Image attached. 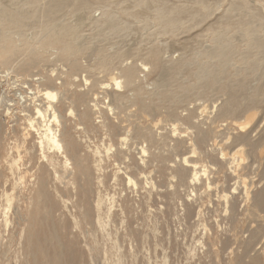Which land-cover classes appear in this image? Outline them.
<instances>
[{
	"label": "bare ground",
	"instance_id": "bare-ground-1",
	"mask_svg": "<svg viewBox=\"0 0 264 264\" xmlns=\"http://www.w3.org/2000/svg\"><path fill=\"white\" fill-rule=\"evenodd\" d=\"M70 1L75 4L74 7ZM97 1L104 2L105 8L102 19L92 22V25L97 28L92 34L81 33L78 29L70 33V30L65 27L57 29L61 24L56 21V16L66 7L75 9L76 23L80 27L88 11V5L82 0H50L47 3L40 0L42 4L37 0L31 1L15 10L18 17H15L13 13L9 14L7 10L0 7V66L11 67V69L18 66V69L27 60H30L32 64L38 62V56L32 58L28 47H22L27 38V35L24 34L26 30L30 33L32 42L62 43L65 57L71 61L68 74L71 80L68 84L74 86V89L70 91L69 98H66L64 95L67 89L59 90V87L65 84L64 81L53 83L49 80L41 88L36 87L35 91L27 82H23L16 85L17 92L13 95V99L0 98V116L10 117L13 110L18 112V116L14 114L16 116L15 122H12L14 125L9 126L6 131L3 129L0 118V150H6L5 153L0 154V159L4 158L10 168V174L14 181L13 191L15 189L25 191L32 184L34 193L30 203L35 209L34 214L23 213L24 219H22V215L18 217L14 215L15 220L11 217L9 219L6 214L15 203L16 197L9 195L7 190L2 192L0 198L5 202L6 208L4 209L3 224L0 227H3L5 232H9L11 225L22 220L23 229H21L17 242L10 239L4 243L0 234V246H4L0 248V264H84V253L89 257L90 264H96L98 260L102 264L120 263L122 255L120 249L130 239L117 233L115 221H113L114 232L110 234L111 229L108 228V223L110 218L115 215L113 206L115 194L113 193L116 191V187L121 184L120 172L126 176L123 180V188L136 191L139 184L134 173L146 167L144 159L153 158L155 160L156 155L151 153V149L160 146L157 140L162 135L153 132L149 127L139 125L140 119L143 118H150L151 125L156 124L155 117L150 114L152 108L144 103L143 97L160 108L167 105L168 102L175 104L176 88H171L168 91L162 90L170 87L171 72H176L177 65H171L166 70H162L160 72L161 89L150 96H145L143 89L135 84L137 69L134 65V67L121 68L119 79L115 74H110L108 78L110 83L101 82L91 86L83 78V89H81V84H78L80 80H76L78 72L82 68L79 59L83 53L87 54L89 58L96 56V67L106 70L115 62H126L133 57L132 55H139L138 58H140L142 54L139 50H132L130 47L124 48L131 29L141 27L150 30L154 28L157 31L156 34L170 33L184 27L188 20L193 22L200 20L196 23L197 25L195 24L198 26L200 22L208 18L211 11L209 0H181L179 1L181 7L179 10L174 6L166 7L163 2L167 0H131L130 4L126 6L111 3L110 0ZM20 2L21 0H18L17 4H21ZM192 3L194 5H191ZM239 4L248 5V3ZM26 6L27 8H25ZM232 8L235 10V7ZM141 15L146 23L138 19ZM214 22L219 24L216 32L211 29V24L208 23L205 26V38L208 41H214V50L211 52L196 51L194 54L191 52L189 57L187 56L178 66L192 63L202 71L209 65L215 64L210 72L202 76L201 79L196 77L198 80L196 84H192L191 88L207 90L212 87L211 81L215 82L221 79V73L223 78L227 77L228 82L224 84L225 90L223 91L227 99L220 107V114H216L214 118L217 116L226 118L229 123L232 119V122H235L239 127L238 130H241L243 137L247 138L248 132L246 131L254 114L246 112L243 117L239 111L248 109V106L259 99V95L262 94L260 90L255 91L251 98L247 84L250 85L251 81L259 77L264 70V64H262L264 63V17L257 14L253 8L246 7L242 14L238 13L235 17L227 14L224 17H217ZM2 23L6 24L1 25ZM231 25L234 27V33L240 37V45L233 41L230 33L227 34V29ZM104 34H108V36L106 37ZM15 38L19 43L18 49H8L5 43L13 42ZM110 40L112 42L109 45L118 44L119 46L107 53L106 51L110 50V47L106 46V43ZM182 45L184 49L188 48V43L182 42ZM145 57L149 63L152 61L153 66L160 62L155 54H148ZM140 62L141 67L145 69L146 64L141 60ZM17 82L19 80H14L13 83ZM25 89H28L29 92H25L23 96L21 90L25 91ZM127 93H131V96L128 97ZM58 104L67 109L62 112ZM131 108H135L133 113L128 112ZM239 116L244 118L242 122L239 121ZM18 117L23 118V123H18L21 121ZM127 122L128 126H123ZM183 124L187 123L183 122ZM176 130L177 128L172 125L173 134ZM124 134L126 135L124 136ZM243 137H240L242 142L245 141ZM119 138L121 139L119 140ZM8 145L9 151L6 148ZM132 145L139 147L138 154L141 163L139 166H133V164L125 166L121 164L120 160H116L117 157H114L126 155V152H130ZM228 149L229 146L226 145L225 151ZM29 150L32 151L31 154H28ZM225 151L220 149L217 159L212 158V164H210L212 170H215V167L218 169L222 164L221 161L227 158ZM227 153H229L228 161L231 160V163L227 162L229 171L235 178V187L232 188V193L218 190L216 184L209 178L210 168L208 171L204 165L201 174L197 170L198 162L187 158H183L182 162L184 169H193L190 178L192 187L204 181L205 190L210 191L213 188L217 203L224 207V216L228 218L230 215L233 218V224L237 222L238 214L234 203L230 204L228 198L230 195H232L231 198H236L234 192L241 189L242 201L244 205L246 203L243 208V216H246L250 225L255 219L257 222L258 215L264 212V193L257 197L251 195L248 182L245 180L246 175L236 171L239 165L244 164V161L249 158V154H243L242 147L239 145L238 149ZM112 158L118 161L116 164L118 168L107 181L106 164ZM161 159L163 157H159L157 160ZM40 160L44 161V164L41 162L37 171L31 174L37 161ZM30 164L32 165L29 166ZM119 165H123L122 171ZM128 168H131V171L126 173L125 170ZM241 170L239 172H243ZM26 176L28 177L25 178ZM51 184L54 186L53 190H51ZM144 186L150 187V189L156 188L157 192L158 186L156 187L152 179L147 180L146 176ZM252 186L251 182L250 188ZM108 188L113 190L112 193L107 191ZM158 195H161V192ZM251 198L253 202L248 206ZM24 202L25 198L19 196L18 203L23 204ZM106 203L109 206L105 208L104 213L100 214ZM120 212L125 214L126 221L119 219V223L121 225L126 223L127 229V225H130L131 222L132 210L121 208ZM77 213L81 214L85 224L90 226L91 232L98 228L101 233L106 234L110 243L109 254L108 251H104L106 243L100 245V250L99 237L96 233H93V239H89L91 234L88 232L86 233L87 238L81 233L88 241L86 247L81 246L84 243L81 240V235L72 230L79 224V221L76 223L75 215ZM196 215L199 217V212ZM68 216L72 221L69 223H74V226H71L72 229L67 228ZM216 226L221 230L219 225ZM259 228L261 227L259 226ZM259 228L257 230L262 229ZM233 229L235 231L236 227ZM260 232V234H251L241 245L239 256L241 262L264 237V231ZM22 233H24L23 236H21ZM206 233L203 230V235ZM113 235L115 236L113 237ZM196 243L198 246L201 245L198 240L195 241L192 248L189 249L191 256H194ZM231 247L232 244L228 241L224 243V249ZM123 254L126 255V252ZM130 255L132 256L130 264H133V260H136L137 256L132 253ZM257 258H253L249 264L255 263Z\"/></svg>",
	"mask_w": 264,
	"mask_h": 264
},
{
	"label": "rangeland",
	"instance_id": "rangeland-1",
	"mask_svg": "<svg viewBox=\"0 0 264 264\" xmlns=\"http://www.w3.org/2000/svg\"><path fill=\"white\" fill-rule=\"evenodd\" d=\"M17 1L18 0H0V7L7 10L9 14L13 13L15 17H18L19 15L15 10L21 7V5L25 6L29 2L35 0H21V4H17ZM37 1L42 4L40 0ZM82 1L88 5V11L80 27L76 23L75 9L73 10L66 7L56 16V21L58 24H61L57 29L65 27L70 30V33L78 29L84 34H92L97 30V28L92 25V22L102 19L105 3L102 1L98 2L97 0ZM110 1L111 3H119L124 6L129 5L131 2V0ZM179 1L181 0H167L163 3L164 5L166 4L168 8L174 6L179 10L181 8ZM47 2H50V0H44V3ZM70 3L72 7L75 6L73 2L70 1ZM209 3L211 6L210 15L207 19L200 22L198 26H196V23L200 20L196 22L188 20L184 27L170 33L161 32L156 34L157 31H155L154 28L150 30L141 27L131 29L126 40L127 43L124 44V48L130 47L132 50H139L142 54L140 58H138L139 55H132L133 57L129 58L126 62H115L107 67L106 70L96 67V56L89 58L87 54L83 53L81 59H79L82 68L78 72L79 75L76 80H80L78 84H81V89H83V78H85L91 86L101 82L110 83L108 80L110 74H115L119 79L121 68L135 66L137 69L135 84L143 89L145 96H150L156 93L158 89H161L160 72L162 70H166L171 65H177L176 72H171L170 87L162 90L168 91L171 88H176L175 104H170V102H168L166 103L167 105L160 108L150 103V100L146 97H143L144 103L150 105L152 108L150 114L155 117L156 124L151 125L150 118H143L140 119L139 125L149 127L153 132L162 135L157 140L160 146H155L151 149V153L155 154L156 158L155 160L153 158L144 159V162L147 164L146 167L134 173L139 184L136 191L123 188V180H125L124 177L126 178V176L123 172H120L121 184L116 187V191L113 193L115 194L113 203L115 215L110 218V222L108 223V228L111 229L110 234L114 232L113 221H115L117 223V233L120 236L125 235L130 239V241L125 242L122 245V249H120V254L122 255L120 256L119 264H130L132 259L130 253L137 256V259L133 260V264H249L255 257L258 258L253 264H264V237L255 245L253 250L249 252L248 256L245 257L242 262L239 258L240 250L242 249L241 245L244 244L246 239H248L251 234H260V231H264V212L258 215V223L255 219L253 223L249 225L246 216H243V208L246 203L244 205L242 201V191L240 192L241 189H239V194H237L238 192H234V197L236 198H231L232 195L228 198L230 204L234 203L238 214L236 218L237 222L233 224V218L230 217V215L228 218L224 216V207L217 203L215 190L213 188L210 191L205 190L203 187L204 181L192 187L190 178L193 169H184L185 167L182 162L183 158L198 162L197 170L202 174L201 170L204 168V165L208 171L211 169L210 164H212V158L217 159L220 149L225 151L226 145H228V150L232 152L238 149L239 145L242 147L243 154H249V158L244 161V164L241 163L239 168L236 167L237 173L246 175L245 180L248 182L247 185L251 195L257 197L262 196L264 193V70L259 77L251 81L253 84H247L249 86L248 91L251 94V98H253L255 91H261L262 94L259 95V99L255 101L252 99L253 102L248 106V109L239 111V114H243V117L246 115V112L254 114L253 119L249 123L248 130L246 131L248 132L247 138H245L241 130H238L239 127L237 124L232 122V119H230L229 123V121H226V118H219V116L214 118L216 114H220V107L227 99V96L223 93L225 90L224 84L228 82L227 77L223 78L221 73L220 80H216L215 82L209 81L212 87L207 90L201 91L198 88H191L192 84H196L198 78L201 79L202 76L210 72V69H212L215 64L209 65L207 68L202 69V71H200V68H198L196 64L192 63L180 67L178 66V64L186 59L191 52L194 54L196 51L211 52L214 50V41H208L205 38V26L208 23L211 24V29L216 32L219 24L214 21L217 17H224V15L227 14L231 17H235L238 13L242 14L246 7L253 8L257 14L264 17V0H209ZM239 3H248L249 6L240 5ZM191 5L194 4L192 3ZM232 7H235V10ZM25 8H27V6ZM177 9H175V12H177ZM80 14L82 15V13ZM138 19L146 23L142 15ZM4 24L6 23H2L1 25ZM200 30L204 32L201 33ZM228 33L232 35L233 41L237 45L241 44L240 37L234 33V27L232 25L227 29V34ZM24 34L27 35V38L23 42L22 47H28L27 49H29L32 58L38 56V62L32 64L30 60H27L24 63L25 65L23 64L18 69V66L12 69L11 67L6 68L0 66V98L13 99V95L17 92L16 85H18V83L27 82L33 91H35L36 87L41 88L42 85L45 84V82H49V80L53 83L56 81H64L65 84L60 86L59 90L63 91L66 88L67 91L64 97L69 98L70 91L74 89V86H69L68 84L71 80L68 77L71 61H69L70 59H66L65 49L62 43H36L31 41L29 32L25 30ZM104 35L106 37L108 36V34ZM110 42H112V40L106 43V46L110 47V50L106 51L107 53L119 46L118 44L109 45ZM182 42L188 43L187 49L183 48ZM5 45L8 49H18L19 47L16 38L13 42H6ZM148 54H155L160 62L153 66L151 64L152 61L149 63L145 57ZM140 60L146 64L145 69L141 67L142 64ZM118 65L120 66L117 67ZM228 69L231 70L230 68ZM4 71H7L9 74H6ZM219 71H221V69H219ZM35 79L37 80L35 81ZM14 80H19V82L13 83ZM25 92H29V90H21L23 96ZM127 96L130 97L131 93H127ZM59 109L63 112L67 108L59 106ZM134 111L135 108H131L128 112L133 113ZM14 114L18 116L16 110L11 112L10 117L0 116L4 131H6L9 126L14 125V123H12L15 122L16 116H14ZM243 117L239 116V121L242 122L244 119ZM18 118L21 119L18 123H23V118ZM183 122L187 124H183ZM124 125L128 126V122L124 123L123 126ZM172 125L177 128L175 134L172 133ZM125 135L126 134H124V136ZM240 137L245 138V141L242 142ZM227 138L229 139L227 140ZM120 139L121 138H119V140ZM3 146L5 148V145ZM6 148L9 151V145ZM113 149L115 150L116 146ZM113 149L112 151H114ZM228 150L224 152L227 158L221 161L222 164L220 163L221 165L218 169L215 167V170L211 169V171H209V178L216 184L220 192L224 190L232 193V188L235 187V178L229 171V164L227 162L231 163V160L228 161ZM5 152L6 150H0L1 155ZM138 152L139 147L132 145L130 146V152H126V155H116L114 157H117L116 160H120L121 164L125 166L129 164L139 166L141 163L139 161L140 156ZM31 153L32 151L29 150L28 154ZM159 157H163V159L158 161L157 159ZM113 161H115L114 158L110 159L109 163L106 164L107 169L105 175L108 176L107 181L118 168L116 166L118 161ZM41 162L44 164L42 160L37 161L31 174L37 171ZM31 165L32 164L29 166ZM123 165H119L121 171ZM240 169H242L241 171L243 172H239ZM130 171L131 168L125 170L126 173ZM145 176L147 180L152 179L156 187L158 186L157 192L156 188L150 189V187L144 186ZM27 177L28 176L25 178ZM38 178L41 179V177ZM13 182L10 168L5 163L4 158H1L0 197L4 190H7L9 195H14L16 197L15 203L6 216H8L9 219L11 217V219L15 220V218H13L14 215L18 217L25 212L34 214L35 209L30 203V199L34 193L32 184H30L25 191H19L18 189L13 191ZM251 182L253 186L250 188ZM53 189L54 186L51 184V190ZM107 191L112 193L113 190L108 188ZM159 192H161V195H158ZM19 196L25 198L23 204L18 203ZM233 200H235V202H233ZM56 202L59 204L57 200ZM252 202L251 198L248 206H250ZM108 206L109 204L107 205L106 203V205L102 207L100 214L104 213L105 208ZM5 208V202L0 198V225L3 224ZM121 208H123V210L125 208L126 210H132V215H130V217L132 216L131 222L130 225H127V229L126 223L122 225L119 223V219H124L126 221L125 214L120 212ZM72 211L74 210L72 209ZM197 212H199V217L196 215ZM75 216L77 218L76 223L79 221V224L76 228L72 229L71 226H74V223H69L72 221L70 220L71 217L68 216L69 224L67 228L72 229L80 235L82 233L86 238V233L88 232L91 234L89 239H93V233H96L99 237V248L101 244L106 243L107 246L104 251H108L109 254L110 243L106 234L101 233L98 228L91 232L89 229L90 226L85 224L81 214L77 213ZM24 218L25 217L22 215V219ZM21 221L22 220L11 225L9 232H5L4 228L0 227V234L3 237L4 243L10 239H14L16 242L19 240V234L21 233V229H23ZM216 225H219L221 230L217 229ZM259 226L262 229L259 228ZM233 227H236L235 231ZM258 228L261 230H257ZM203 230L207 232L205 235H203ZM23 235L24 233H22L21 236ZM83 235L80 237L82 238V242L84 241V243L81 244L84 248L88 245V241ZM114 236L115 235H113V237ZM197 240L201 245L198 246L197 243L194 245L196 246L194 256H191L189 249L192 248ZM226 241L232 244L231 248L224 249V243ZM2 247L4 246H0V248ZM130 249L131 251H129ZM123 252H126V255H124ZM118 254L117 252V256ZM88 258L86 253H84V264H90ZM96 264L102 263L98 260Z\"/></svg>",
	"mask_w": 264,
	"mask_h": 264
}]
</instances>
